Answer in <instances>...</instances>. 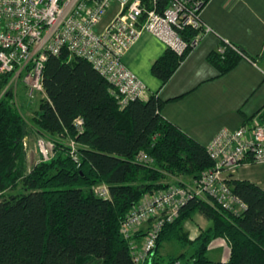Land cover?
<instances>
[{
    "label": "trees",
    "instance_id": "obj_1",
    "mask_svg": "<svg viewBox=\"0 0 264 264\" xmlns=\"http://www.w3.org/2000/svg\"><path fill=\"white\" fill-rule=\"evenodd\" d=\"M196 34L187 30L184 36L190 40ZM221 46L224 55L216 51L208 58L221 75L242 59L255 61L235 44ZM190 52L179 56L168 48L153 64V76L168 84ZM6 82L0 75V93ZM44 87L49 101L32 110L31 123L23 108L11 103V94L0 101V264H135L122 232L128 214L145 196L167 190V176L194 180L211 170L207 146L163 115L177 99L163 101L151 94L120 109L110 84L67 51L49 57ZM78 118L84 120L82 133L74 126ZM35 133L48 134L56 148L50 160L27 173L25 140ZM70 141L79 146V162L71 155ZM142 153L152 162H140ZM229 184L247 211L235 216L212 202L190 201L164 227L151 264H164L160 252L170 242L182 253L170 256L168 264H215L207 253L218 239L230 248L227 264H264V189L248 180ZM101 185L109 188L110 198L95 194ZM196 216L208 226L191 239L185 224ZM143 236L138 231L134 239Z\"/></svg>",
    "mask_w": 264,
    "mask_h": 264
},
{
    "label": "built area",
    "instance_id": "obj_2",
    "mask_svg": "<svg viewBox=\"0 0 264 264\" xmlns=\"http://www.w3.org/2000/svg\"><path fill=\"white\" fill-rule=\"evenodd\" d=\"M0 0V75L7 77L0 101L11 94L18 108V92L28 102L49 101L44 87V72L50 56L67 51L70 58H81L111 86L120 109L149 96L147 86L124 63L126 53L148 33L179 56L195 48L213 33L202 20L201 0ZM119 6L116 18L98 31L104 17ZM187 30L197 34L187 40ZM224 44H231L223 41ZM218 52L225 54V46ZM248 60V59H246ZM250 61V60H248ZM75 129L82 133L84 120L76 119ZM68 147L79 162V146ZM44 160L52 158L56 143L40 141ZM214 162L211 170L194 180L178 181L167 190L145 196L128 214L122 232L130 241L133 262L151 264L158 240L167 224L180 217L192 200L212 202L235 216L247 211V204L234 194L229 182L237 170L252 162L264 167V119L237 130L223 129L207 147ZM140 162H152L144 153ZM100 198H110L106 185L95 189ZM144 231L141 241L135 233ZM175 264H183L181 261Z\"/></svg>",
    "mask_w": 264,
    "mask_h": 264
},
{
    "label": "crops",
    "instance_id": "obj_3",
    "mask_svg": "<svg viewBox=\"0 0 264 264\" xmlns=\"http://www.w3.org/2000/svg\"><path fill=\"white\" fill-rule=\"evenodd\" d=\"M207 1L202 20L213 29L191 50L185 61L168 82L153 76L152 66L168 47L151 34L144 33L124 56L125 65L147 86L149 95L158 94L169 102L163 115L182 132L204 146L223 129L237 130L252 126L264 119V0H201ZM106 19L107 27L117 16L119 6ZM223 41L235 44L255 61L242 59L229 73L221 75L208 61ZM248 176L233 180H248L264 189V167L248 162L241 166ZM176 181H189L181 177ZM201 224L190 226L188 232L196 239L208 226L202 216ZM198 220V219H197ZM222 246L228 245L225 240ZM227 261L221 264H227Z\"/></svg>",
    "mask_w": 264,
    "mask_h": 264
},
{
    "label": "rangeland",
    "instance_id": "obj_4",
    "mask_svg": "<svg viewBox=\"0 0 264 264\" xmlns=\"http://www.w3.org/2000/svg\"><path fill=\"white\" fill-rule=\"evenodd\" d=\"M116 7H112L110 9V11L107 13V15L104 17L101 25L98 27V31H101L103 28L102 26L104 25V22L106 21V19H108L109 16H111L113 14V12L116 10ZM18 102H19V106L23 108L22 112L23 115L27 118V120L31 123V118L34 117V114H32V110H38L40 109V98L34 100L33 103L28 102V99L25 98V96L23 95L22 92H18ZM30 106V108H29ZM36 131V130H35ZM56 141H59L57 138H55ZM43 140L46 142L51 140V137L48 134H43V133H35L29 137L26 138L25 140V144H26V151H27V161H28V168H27V173H30L33 169V167L37 164H39L42 161H45L41 149H40V141ZM69 142H67L68 144ZM51 158H49L50 160ZM48 161V160H47ZM254 170H259V172L261 173V176H264V171L261 168L258 169H254ZM239 171V172H238ZM238 177H245L249 175V173H251L250 171H247L246 169L240 167L237 170ZM236 172V173H237ZM23 181V180H22ZM165 182H167L168 184L172 185L174 184V180L171 177H168L165 179ZM22 189V185H20V189ZM198 219V220H197ZM201 221H203L201 218H198L197 216L195 217V219L193 221H190L188 223L185 224L186 230L187 229V224H190V226H194V228L197 226L198 223L201 224ZM189 234H191V232H188ZM190 238L192 239L191 235ZM222 242V239H218L215 240L210 248L209 251L207 253L208 258L213 261L215 264H221L224 263V261H227V259L229 260L230 258V248L228 245H220ZM180 246L176 243V242H170V243H165L164 247L162 248L161 252H160V258L163 259V263L164 264H168V260L170 256H178L182 253V251L180 250Z\"/></svg>",
    "mask_w": 264,
    "mask_h": 264
}]
</instances>
